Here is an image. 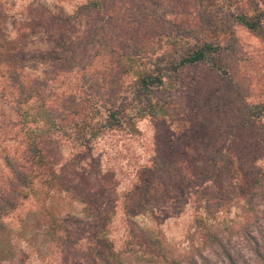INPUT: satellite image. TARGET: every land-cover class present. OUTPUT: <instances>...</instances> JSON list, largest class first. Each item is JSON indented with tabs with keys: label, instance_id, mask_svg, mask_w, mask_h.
Masks as SVG:
<instances>
[{
	"label": "rangeland",
	"instance_id": "obj_1",
	"mask_svg": "<svg viewBox=\"0 0 264 264\" xmlns=\"http://www.w3.org/2000/svg\"><path fill=\"white\" fill-rule=\"evenodd\" d=\"M86 1L0 0V75L12 60L46 103H66L68 94L83 91L82 78L107 81L121 56L135 67L168 50L176 29L193 26L200 12L250 13L255 3L264 8V0H101L97 11L85 8ZM217 26L208 38L218 40L227 76L202 64L184 69L176 84L156 92L155 113L136 119L132 132L107 131L86 148L77 130L96 129L100 109L16 123L8 103L13 90L3 91L0 77V189L10 176L5 154L23 163L26 137L40 139L44 151L43 173L3 219L13 229L27 225L17 240L22 253L0 264H62L57 249L37 251L51 214L66 221L68 251L91 248V264L96 254L106 258L111 247L123 249L130 236L134 251L206 256L221 264L218 246L204 242V231L228 242L245 264H260L253 239L262 249L264 117L252 120L248 108L264 101V25L260 34L231 21ZM112 46L119 57L108 53ZM132 79L124 75L123 87ZM36 105L33 100L24 108ZM248 200L254 223L247 228ZM128 261L147 264L136 255Z\"/></svg>",
	"mask_w": 264,
	"mask_h": 264
},
{
	"label": "trees",
	"instance_id": "obj_2",
	"mask_svg": "<svg viewBox=\"0 0 264 264\" xmlns=\"http://www.w3.org/2000/svg\"><path fill=\"white\" fill-rule=\"evenodd\" d=\"M83 6L89 10L99 11L101 0H87ZM196 20L198 22L196 21L189 28L176 29L174 36L178 39L173 37L170 40L171 49L163 50L155 57H149L147 61L135 62V67L128 64L121 56L116 61L118 67L107 73V81L99 83L92 77L82 78L83 91L79 95L68 94V98H65L66 103L62 102L58 105L46 103L38 88L23 75L21 67L13 64L12 60L7 61L5 73H1L0 77L2 78L3 91L9 87L13 90V95L8 96V103H11V108L18 117L16 123L34 125L42 120V117L51 120V122L63 120L69 115L81 113L85 106H91L97 110L100 109L104 115L102 122L97 124L96 129L90 127L86 128L84 132L82 129L77 130L76 136L84 148L88 146L91 140L107 131L126 129L132 132L136 119L155 113L156 92L163 87L171 88L172 85L176 84L184 69L202 64L221 77L227 76L228 68L220 55L221 46L216 38H208V35L213 33L218 27L217 25L224 21H231L251 33L260 34L263 32L264 8L255 3L250 13L245 8L238 9L236 12L217 10L214 13L204 11L199 13ZM107 50L111 55H121V51L113 46ZM143 50L145 49L140 51ZM127 73L131 74L133 78L129 88L123 87L122 82L123 76ZM33 100L37 101L36 109L28 111L24 105H28ZM248 116L252 120H259L264 117V101L252 103L248 108ZM42 144L40 139L36 137H26L23 163L16 161L10 155L5 154L3 156L4 164L9 169L10 176L6 180V185L0 189V260L8 258L13 260V257L16 259L22 253L17 240L23 237L22 231L27 228L25 227L27 225L21 224L22 227L20 225L17 229H13L6 226L3 219L17 210L22 200L28 197L31 191L30 185L34 178L43 173L44 151ZM243 207L245 209L244 214L247 215L244 225L248 228L254 223L251 220L250 209L252 207L249 200L248 204ZM261 213L264 216V208ZM255 219L258 217L255 216ZM65 230L68 236H65L63 240L61 233ZM42 231L46 241L37 244V251L44 253L47 248L50 250L57 249L62 255V264H81L80 259L84 260L82 264H91L90 262L87 263L91 255L89 251L91 248L82 251H68L67 239H70V236L66 221L57 219L55 215L52 216L51 214L48 221L44 220ZM204 232V242L206 244L215 243L218 246L221 264H245L242 255L235 253V251L233 253L228 248V242L222 241L216 233ZM130 238L124 243L123 249L116 250L111 247L106 258L96 254L92 264L98 263L96 257L102 260L101 264H129L128 259L135 255L137 258L144 259L147 264H182L183 261L184 264H211L206 256L199 257V260L193 255L181 258L170 257L166 252L159 250L139 249V251H134L129 249V245L132 243ZM253 241L255 245L253 248L254 256L260 264H264V241L261 244L262 249L259 248L258 240L253 239ZM134 242V244H138L137 241ZM75 245H77L76 241ZM138 245L148 249L151 247L150 244H145L142 241Z\"/></svg>",
	"mask_w": 264,
	"mask_h": 264
}]
</instances>
